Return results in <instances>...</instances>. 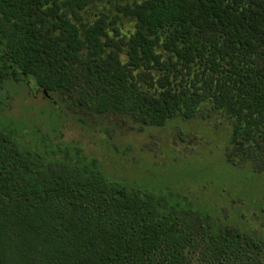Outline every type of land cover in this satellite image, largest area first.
I'll return each mask as SVG.
<instances>
[{
  "label": "trees",
  "instance_id": "trees-1",
  "mask_svg": "<svg viewBox=\"0 0 264 264\" xmlns=\"http://www.w3.org/2000/svg\"><path fill=\"white\" fill-rule=\"evenodd\" d=\"M103 1L0 0V85L29 79L150 128L207 120L209 107L231 128L226 161L263 173L264 0H138L87 19ZM238 208L236 225L185 195L110 180L80 145L0 127V264H264V239L244 226L254 211Z\"/></svg>",
  "mask_w": 264,
  "mask_h": 264
},
{
  "label": "rangeland",
  "instance_id": "rangeland-1",
  "mask_svg": "<svg viewBox=\"0 0 264 264\" xmlns=\"http://www.w3.org/2000/svg\"><path fill=\"white\" fill-rule=\"evenodd\" d=\"M136 1L104 0L84 15L94 20L104 14L113 20L123 17L118 7ZM119 26L125 32L134 30L127 20ZM26 82L16 92L0 85V127L17 128L30 144L80 145L101 161L110 180L185 195L214 216L225 213L240 221L239 202L247 203L255 218L254 224L244 226L264 239L259 227L264 226V172L226 161L231 128L219 113L207 107L203 112L210 117L207 120H174L162 128H150L126 115L82 112L75 95L44 96L32 80ZM230 198L238 205H231Z\"/></svg>",
  "mask_w": 264,
  "mask_h": 264
}]
</instances>
